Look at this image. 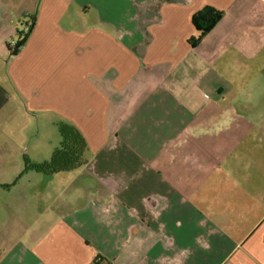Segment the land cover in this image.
Here are the masks:
<instances>
[{"label":"crops","instance_id":"1","mask_svg":"<svg viewBox=\"0 0 264 264\" xmlns=\"http://www.w3.org/2000/svg\"><path fill=\"white\" fill-rule=\"evenodd\" d=\"M199 66L203 108L179 97ZM62 124L87 163L24 172ZM96 261L264 264V0H0V264Z\"/></svg>","mask_w":264,"mask_h":264},{"label":"trees","instance_id":"2","mask_svg":"<svg viewBox=\"0 0 264 264\" xmlns=\"http://www.w3.org/2000/svg\"><path fill=\"white\" fill-rule=\"evenodd\" d=\"M223 12L212 7H206L193 17V25L197 31V35L192 37L189 44L196 47L207 36V34L221 20ZM33 23L29 26L28 31L23 33L22 40L15 43V47L10 48L12 55L18 53V50L24 45ZM61 141L55 149L49 161L31 164L25 161V170H35L47 175H53L59 172L72 171L87 163L86 152L88 150L87 143L77 128L70 124L60 125ZM99 262L96 261V264Z\"/></svg>","mask_w":264,"mask_h":264},{"label":"rangeland","instance_id":"3","mask_svg":"<svg viewBox=\"0 0 264 264\" xmlns=\"http://www.w3.org/2000/svg\"><path fill=\"white\" fill-rule=\"evenodd\" d=\"M193 61H197L196 59H193ZM184 63H188V62H184ZM225 64L223 63H218L211 61V79L214 80L216 83L219 82H225V81H229L231 80V76L230 73L228 71V68L226 69L224 67ZM205 71V72H204ZM179 73V71H178ZM179 82H180V96L182 98H186V96H192L194 98V100H197V103L200 104V106L206 107L208 105V101L209 99H204V92H202L201 87H202V83L206 80L205 75H206V69L204 70V68L202 66H199L197 69L194 70V73L192 72V70L190 71V73L188 75H185L184 73H180L179 74ZM233 77V76H232ZM205 79V80H204ZM221 88H224L223 86H220ZM216 88V89H215ZM213 89H207L205 90V93L210 95V99L211 101L215 100L216 98H218V91L217 88L215 87ZM179 91V90H178ZM225 94V92H223V95ZM228 94V92L226 93V95ZM186 108L188 109L187 105ZM197 108H193V112L196 113ZM190 111V109H188ZM35 131H38V129H43V124L40 122V124L36 123V125L34 126ZM48 131V130H47ZM47 135V134H46ZM46 144V141L43 139H39V140H34L31 144H30V148H34L35 146H43Z\"/></svg>","mask_w":264,"mask_h":264},{"label":"built area","instance_id":"4","mask_svg":"<svg viewBox=\"0 0 264 264\" xmlns=\"http://www.w3.org/2000/svg\"><path fill=\"white\" fill-rule=\"evenodd\" d=\"M13 47H15V44L13 45Z\"/></svg>","mask_w":264,"mask_h":264}]
</instances>
